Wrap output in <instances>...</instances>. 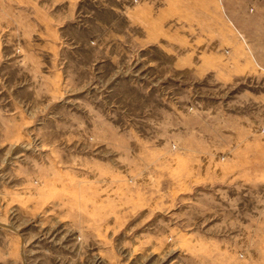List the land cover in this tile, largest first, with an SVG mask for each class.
I'll return each instance as SVG.
<instances>
[{
    "label": "rangeland",
    "instance_id": "1",
    "mask_svg": "<svg viewBox=\"0 0 264 264\" xmlns=\"http://www.w3.org/2000/svg\"><path fill=\"white\" fill-rule=\"evenodd\" d=\"M0 264H264V0H0Z\"/></svg>",
    "mask_w": 264,
    "mask_h": 264
}]
</instances>
